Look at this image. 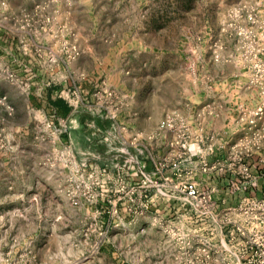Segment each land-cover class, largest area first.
<instances>
[{"label": "rangeland", "instance_id": "374dc122", "mask_svg": "<svg viewBox=\"0 0 264 264\" xmlns=\"http://www.w3.org/2000/svg\"><path fill=\"white\" fill-rule=\"evenodd\" d=\"M36 1L18 9L21 0H0V28L11 30L18 51L49 63L21 70L0 54V264H160L171 241L164 227L177 213L150 212L156 184L173 189L155 176L188 180L202 172L207 160L195 171L188 162L201 126L216 118L228 158L207 161L218 167L204 174L234 176L232 147L247 135L261 139L252 157L264 156V115L251 116L259 90L222 27L251 0ZM37 72L68 101L62 123L27 100L43 92V83L33 88L28 80ZM161 135L171 138L169 150L155 158ZM141 150L155 156L152 170L140 166ZM130 165L141 176L137 184L129 182ZM142 172L153 182L144 184Z\"/></svg>", "mask_w": 264, "mask_h": 264}, {"label": "built area", "instance_id": "2783aa9c", "mask_svg": "<svg viewBox=\"0 0 264 264\" xmlns=\"http://www.w3.org/2000/svg\"><path fill=\"white\" fill-rule=\"evenodd\" d=\"M222 27L234 39L238 66L245 71L250 85L259 90L260 103L251 116L261 119L264 115V0L238 5L227 15ZM220 50L214 51L217 61L221 58ZM189 66L194 73L196 61ZM165 126L173 128L171 123H163ZM253 135H247L232 147L233 160L239 165L232 174L249 183L254 176L246 160L259 150L261 141L258 134ZM188 158L195 171L197 165L191 156ZM260 161L264 162L263 155ZM217 167V163L207 161L198 166L202 173ZM142 179L144 184L153 182L144 172ZM164 181L171 183L173 189L164 191L157 183L158 196L179 202L180 209L176 211L177 221L164 227L165 231L171 229V241L165 242L170 249L162 253L160 264H264V198L245 196L236 205L220 208L214 191L200 189L193 177Z\"/></svg>", "mask_w": 264, "mask_h": 264}, {"label": "crops", "instance_id": "0c3cea01", "mask_svg": "<svg viewBox=\"0 0 264 264\" xmlns=\"http://www.w3.org/2000/svg\"><path fill=\"white\" fill-rule=\"evenodd\" d=\"M21 2L22 3L18 5V9L31 7L32 5H35L37 3L36 0H21ZM59 11L61 12L60 8ZM108 22L110 24L107 25V28L113 30L115 20L109 18ZM10 31L11 30L8 28H0V54H4L5 57L10 60L14 68L29 71H40L41 69H44L45 65L49 64L47 60L45 62L37 61V59L32 57V55H29L30 57H28L26 52L18 51L15 46V37L10 34ZM57 66L62 67V62H59ZM29 76L30 78H28V80L32 81V84L34 85L32 86L33 88H36V85L38 86V84L40 85L42 83L43 86L41 88H44L42 93L35 91L27 93L26 96L30 106L35 105V107L39 108L41 112L44 113L46 116H51L58 120L60 123L68 119L71 111L69 110L70 106L65 98L56 95L57 84H53L51 82L45 84L44 77L41 76L40 72H37L36 74H29ZM189 118H196V115H190ZM213 118L214 117L211 116L212 121H208L207 123L201 126V141H191L189 149L193 152L192 160L194 161V165H198L202 159L207 160L209 162H226L228 160V158L226 157V151L223 150L224 146L219 141L220 139L217 138L219 137V134H221V132L219 131L218 133L214 131V128L216 130L218 125L216 123V118ZM193 124L194 130L199 129L200 125L198 119H196ZM258 127L264 130V118L258 123ZM146 133L147 131H145V134ZM239 134L241 135V133ZM210 136H214L213 140H210ZM170 140L171 138L166 139V137L162 135L157 138L156 146L160 150H156L158 153L156 154V157L149 151L147 155L146 151L141 150L139 160L140 166L146 168V170H152L153 165H155L156 163L155 158H160L162 155H165L166 152L169 150L168 145ZM141 145H143V147H145V149L147 150V142L145 137L141 138ZM211 149L212 151H210ZM247 163L250 166L254 175L253 182L247 183V185H243L244 183L240 185L242 182H239V178L234 177L232 175L230 176L221 169L211 174H204L200 171L195 172L194 180L197 182L200 189L214 191V199L217 201L218 206L220 208L224 207L223 202L225 200L227 202L226 205L232 206L238 203L240 201L239 199L244 195L264 198V164L261 163L259 156H255L248 159ZM129 168V182L131 184H137L141 180V176L137 172L138 168H136L135 165H130ZM155 177H158L157 179L160 181H164L165 179L163 172L159 176L157 175ZM154 194L155 195L151 199L152 204L150 205L151 213L159 214L160 212H166L167 214H169V210H172L173 213H176V211L180 209L179 202L170 200L165 203L162 197H158L157 192H154ZM154 198H158L159 200L154 201ZM148 226L149 223H147L146 228H148ZM147 264H149V262Z\"/></svg>", "mask_w": 264, "mask_h": 264}]
</instances>
